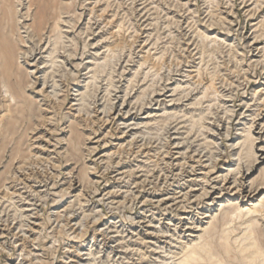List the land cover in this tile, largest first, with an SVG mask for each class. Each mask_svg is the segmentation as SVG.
Wrapping results in <instances>:
<instances>
[{
	"label": "rangeland",
	"instance_id": "rangeland-1",
	"mask_svg": "<svg viewBox=\"0 0 264 264\" xmlns=\"http://www.w3.org/2000/svg\"><path fill=\"white\" fill-rule=\"evenodd\" d=\"M3 34L0 264H264V0H0Z\"/></svg>",
	"mask_w": 264,
	"mask_h": 264
},
{
	"label": "bare ground",
	"instance_id": "bare-ground-1",
	"mask_svg": "<svg viewBox=\"0 0 264 264\" xmlns=\"http://www.w3.org/2000/svg\"><path fill=\"white\" fill-rule=\"evenodd\" d=\"M17 11V10H16ZM27 26V25H26ZM28 29V28H27ZM26 29V30H27ZM34 33V32H33ZM27 34V33H26ZM35 34V33H34ZM29 35V34H28ZM2 40H1V43H0V57H2V59H4V66L6 68V74L8 76H12L14 74V70H15V66L16 64L18 65L19 63V59H20V56H18V49H17V46L12 43V41L10 40V38L8 37V35H2ZM27 37V36H26ZM33 38V37H32ZM32 55H33V52H32ZM24 57V56H23ZM29 57V56H28ZM21 85H18V88L20 89ZM126 115H130V112L126 113ZM132 117V116H131ZM130 117V118H131ZM133 130V129H132ZM131 130V131H132ZM74 147V145H73ZM178 148V147H177ZM263 151V150H262ZM201 165V164H200ZM203 167V166H202ZM201 170V169H199ZM205 170V169H204ZM207 170V169H206ZM205 172V171H204ZM214 173V170H208L206 173H203V176H204V179L207 178L205 182L206 184V189H205V192H204V195L206 197H209L210 195H213L215 194V191L218 190V188L216 187L217 184H215L213 186V184H211V181L214 182L213 179H211V176L212 174ZM195 175V174H194ZM240 181V180H239ZM238 180H234V182L232 183L234 185V189H236L234 195H237V194H240L242 191H243V188H244V185L243 183L239 182ZM225 182L227 184H230V181H227L225 180ZM225 190H230V187L228 188H223L221 190V194L218 195V197H216V199H223L224 197V191ZM179 198H166V199H162L159 201L160 204H168L170 203L171 201L173 202H176ZM209 216H206V218H208ZM186 218H183V220H185ZM195 224V223H194ZM194 224L192 226H194ZM188 227L187 230L190 231V232H195L196 231V228L195 227Z\"/></svg>",
	"mask_w": 264,
	"mask_h": 264
}]
</instances>
